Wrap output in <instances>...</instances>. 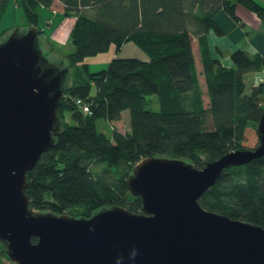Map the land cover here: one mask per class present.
<instances>
[{"label": "trees", "instance_id": "16d2710c", "mask_svg": "<svg viewBox=\"0 0 264 264\" xmlns=\"http://www.w3.org/2000/svg\"><path fill=\"white\" fill-rule=\"evenodd\" d=\"M10 1L22 9L27 27L38 28L41 9L59 11L52 8L55 0H0V21ZM56 1L65 16L75 18L70 32L75 49L67 58L70 67L81 65L84 80L62 96L61 120L66 109L72 124L62 120L54 144L27 172L25 193L35 210L88 217L118 205L137 212L141 199L130 193L126 179L142 158H179L201 168L232 150L258 145L257 134L247 128L255 129L264 109V78L248 93L244 74L262 71L264 56L237 49L227 67L210 56L206 38L210 30L222 34L214 21L220 10L238 19L237 3L264 23L257 0ZM126 40L140 46L147 60L114 58L106 68L89 71L87 57ZM152 95L155 111L146 109ZM74 97L83 98L91 112L84 114ZM124 111L129 132L113 129L108 137L98 130L97 120L117 121ZM199 203L264 228V154L225 169ZM8 263L16 264L0 241V264Z\"/></svg>", "mask_w": 264, "mask_h": 264}, {"label": "water", "instance_id": "95a60500", "mask_svg": "<svg viewBox=\"0 0 264 264\" xmlns=\"http://www.w3.org/2000/svg\"><path fill=\"white\" fill-rule=\"evenodd\" d=\"M67 66L42 53L36 26L0 41V241L16 264H264V228L205 209L199 199L223 171L264 154L238 148L198 168L149 156L126 179L141 210L113 205L88 217L35 210L27 172L62 130ZM37 238L33 242L32 238Z\"/></svg>", "mask_w": 264, "mask_h": 264}, {"label": "rangeland", "instance_id": "374dc122", "mask_svg": "<svg viewBox=\"0 0 264 264\" xmlns=\"http://www.w3.org/2000/svg\"><path fill=\"white\" fill-rule=\"evenodd\" d=\"M52 8H54L56 11H59L54 13L50 9H41L39 12L37 26L43 31V33L39 35V44L42 53H44L50 61L55 62L56 64L62 63L63 66L68 67L69 75L65 81V87L68 88L71 85L81 83L84 80L81 74H79L81 73V65L78 64L75 67H70L67 58L68 54L74 52L75 49L70 36L75 18L73 16H65L61 12V5L58 4L56 0L53 2ZM26 23L27 22L22 9L20 7L14 6L13 2L10 1L0 21V41L5 38L14 28L26 30L28 28H26ZM114 58H138L141 60H147L148 55L134 41L126 40L122 42L120 46L114 42L111 43L107 51L87 57L84 60V63L88 65L90 72H96L106 68L110 61ZM82 75L84 76V73H82ZM251 88L248 85L246 92H250ZM262 103L264 105V96ZM158 108L159 106L156 96L152 95L147 97L146 109L155 111ZM62 120L67 124H72L70 112L66 109L63 110ZM96 126L100 132L105 133L108 137L111 136L113 129H116L122 133L129 132V112L124 111L121 114L120 119L114 122H108L106 120L99 119L96 122ZM247 130H251V132L256 136V129L248 127ZM254 141L255 137L253 142ZM100 168L101 167L97 168V171Z\"/></svg>", "mask_w": 264, "mask_h": 264}, {"label": "crops", "instance_id": "0c3cea01", "mask_svg": "<svg viewBox=\"0 0 264 264\" xmlns=\"http://www.w3.org/2000/svg\"><path fill=\"white\" fill-rule=\"evenodd\" d=\"M257 1L264 6V0ZM235 14L238 17L237 20L231 18L224 10H220L214 17V21L222 30V34L217 35L214 30H210L206 37L210 56L227 67L233 65L231 53L237 49L252 55L264 56V23L255 13L238 3L235 5ZM263 78L264 69L244 74L246 90L248 85L251 88L260 84Z\"/></svg>", "mask_w": 264, "mask_h": 264}, {"label": "built area", "instance_id": "2783aa9c", "mask_svg": "<svg viewBox=\"0 0 264 264\" xmlns=\"http://www.w3.org/2000/svg\"><path fill=\"white\" fill-rule=\"evenodd\" d=\"M72 100L84 114H89L91 112L89 104L83 98L74 97Z\"/></svg>", "mask_w": 264, "mask_h": 264}]
</instances>
